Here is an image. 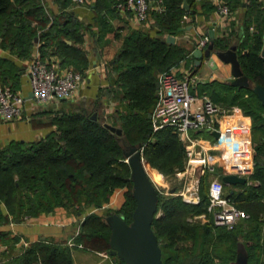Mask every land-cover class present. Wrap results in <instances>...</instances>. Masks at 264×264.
<instances>
[{
  "label": "trees",
  "instance_id": "1",
  "mask_svg": "<svg viewBox=\"0 0 264 264\" xmlns=\"http://www.w3.org/2000/svg\"><path fill=\"white\" fill-rule=\"evenodd\" d=\"M120 1L95 0L90 4L96 13V32L93 24L80 19L73 11V0H54L59 8L57 13L44 0H0L1 45L21 59H31L39 45L43 57L58 58L63 67L72 66L87 75L90 51L85 47L86 34H98L99 42H106L105 37L110 32L116 38L121 37L122 27H115L110 21L123 13L117 7ZM186 1L189 9L185 7V0H163L164 9L160 10L153 0L150 18L154 19L158 35L133 28L109 63L108 74L113 76L108 90L117 103L113 114L120 121L125 143L105 123L78 110L56 117L51 123L55 128L41 138L12 140L0 146V226L17 219L22 222L35 218L58 207L76 214L93 207L103 208L118 188H126V191L125 201L116 212L132 222L136 199L132 170L125 156L126 144H141L145 159L160 172L169 174L185 168V144L172 128L155 132L151 112L156 102L158 74L193 57L192 49L163 40V34L177 35L189 22L194 23L196 5L201 0ZM234 1L238 0H228L231 9ZM201 2L204 6L208 4V8L216 6L211 0ZM185 14L190 16L189 20L184 19ZM262 21L259 20L258 31L243 27L239 46L241 66L254 85H264L261 55L264 19ZM237 33L232 29L230 36ZM228 38L225 34L217 37L216 46L229 47ZM21 70L13 60L0 56V83L11 84L15 89L20 87ZM221 84L231 89L227 95L231 94L232 99L227 98L226 103L243 109L252 117L254 131L261 133L250 178L254 183L240 184L242 191L229 192L250 217L234 229L217 226L214 222L199 225L189 218L207 210V191L203 192L201 200L188 202L180 195H166L158 190V212L153 229L169 253L168 258L163 259L164 264H185L192 256L196 258L195 264H216L213 247L228 241L234 249L227 264L236 260L241 241L249 252L250 264H264V105L253 89ZM213 96L218 99L217 95ZM106 210V213L94 211L85 217L73 238V246L66 240L50 237L25 245L20 243L25 238L23 235L0 229L3 247L0 258L3 255L9 258L0 259V264H74L73 251L77 248L109 252L112 229L107 215L113 209ZM159 211H162L160 215ZM245 224L250 227L244 228ZM253 237L259 239L253 241ZM187 240L193 241L192 246L185 247L183 242ZM19 245L21 251L11 253ZM196 249L198 251L194 252ZM116 264L128 263L119 258Z\"/></svg>",
  "mask_w": 264,
  "mask_h": 264
},
{
  "label": "built area",
  "instance_id": "2",
  "mask_svg": "<svg viewBox=\"0 0 264 264\" xmlns=\"http://www.w3.org/2000/svg\"><path fill=\"white\" fill-rule=\"evenodd\" d=\"M154 1L156 8L164 9L163 0ZM212 1L224 19L230 17L232 9L228 0ZM73 2L76 5H84L88 0H73ZM117 7L124 13H131L132 18L137 21L147 22L150 19L153 0H122L117 4ZM184 19L189 20L190 16L185 14ZM209 42V36H201L198 47L206 48ZM38 46L27 67L30 91L33 92L31 99L44 105L63 98L73 100L86 81L87 75L72 66L63 67L58 58L43 57ZM185 61L183 60L181 63ZM192 67L193 65H191ZM191 68L187 69L186 74L182 77L177 75L176 66L158 74L156 102L151 112L153 130L156 132L164 128H172L185 144L186 165L176 175L178 178H182L183 174H188L190 171L194 173L191 174L192 178L187 185L179 189L176 194L188 202L199 201L195 194L203 176L208 173L219 172L218 162L221 158L218 153L214 154L213 150H217L216 147L219 143L229 148L226 157H232V159L227 160L229 161L227 169L219 172V178H216L210 185L208 199L209 211L213 213L214 224L227 229H234L241 221L248 219L250 213L227 193L223 176L238 174L246 176L248 178L247 183H251L250 177L254 173L255 161L253 156L249 155L245 164V158L242 157L244 155L241 152L251 148V140L249 147L244 146L246 130L249 131L248 138L251 139L250 122L238 125V115L245 119L244 113L238 105L228 108L215 103L211 98L193 95L190 85L195 83L197 78ZM27 101L28 98L25 93L15 89L11 84L0 83V118L2 120L22 119L27 112ZM241 126H244V133L239 131L242 130L239 129ZM200 130L218 131L220 137L210 148L204 144L201 136L191 134V131L198 132ZM231 153L233 155H230ZM239 153L241 155H238ZM223 164L226 165V160ZM108 206L107 203L103 208ZM205 217L206 214L201 213L189 219L197 220ZM20 243L28 245L29 241L22 238ZM68 244L75 245L74 239L69 240ZM2 250L3 247L0 245V254Z\"/></svg>",
  "mask_w": 264,
  "mask_h": 264
},
{
  "label": "crops",
  "instance_id": "3",
  "mask_svg": "<svg viewBox=\"0 0 264 264\" xmlns=\"http://www.w3.org/2000/svg\"><path fill=\"white\" fill-rule=\"evenodd\" d=\"M95 0H88V3L84 5H73L72 9L77 14V16L84 20L87 23L93 24L94 31H98L97 25H95V16L96 13L93 8L90 6ZM202 1V0H201ZM199 1L196 5V13L194 18V23L189 22L185 28L178 33L176 36L177 44H180L187 49H192V51L198 48V43L201 36H208L207 32L211 30L212 25L215 24V34L216 38L225 34V36H229L230 38H234L235 36L231 35L232 29L235 32H239L241 27L249 28L250 31H258L260 27V22H263L264 19V1L258 0H236L237 2H233L232 13L229 18L224 19L222 15L216 10V6L214 8H208V4L204 6V4ZM212 1V0H211ZM47 3L48 7H50L56 13L59 12L58 5L55 4L54 0H44ZM256 2V4H255ZM90 3V4H89ZM214 3V2H213ZM208 8V9H207ZM111 24L115 27H122L120 29L121 37L116 38L114 33L110 32L105 37V42H99L98 48L94 49V52L91 51L90 45L91 42L90 37H96L97 35H92L89 32L86 34V42L85 47L90 51V67L87 69V78L82 87L79 89L78 94L75 98H83L84 100H91L98 98L99 88L106 86L108 81V75L105 69L102 67L104 63H106V57L113 59L117 54V46L120 42L123 43L124 37L130 33L133 28L143 29L150 31L153 35H158L157 28L153 26L154 19L151 17L147 22H139L136 19L132 18L131 15L126 13H121L118 17L112 18ZM191 26V28H189ZM226 32V33H224ZM237 39V38H235ZM0 38V56L6 57L13 60L17 65L22 67L21 75H25V79L21 78L23 84L21 83L20 87L16 88L19 91H22L26 95L30 92V85L28 81L27 67L30 62L29 59H21L16 54L12 53L9 49L3 48L1 45ZM210 43V42H209ZM209 45V44H208ZM207 45V46H208ZM102 46L106 49L104 51L103 59L97 57L102 50ZM121 48V47H120ZM37 46L34 50L36 52ZM33 53V54H34ZM193 55V54H192ZM191 63L194 67V71L197 72L200 66H203V72L199 74L197 78V83L200 82H208V81H221V82H231L234 77L231 73V64L225 63L220 58L215 56V64H208L206 61L203 62L202 65L198 66L195 62V57L191 58ZM184 64V63H181ZM177 67V66H176ZM25 84V85H24ZM109 85V84H108ZM194 88L197 89V84L194 85ZM199 95V94H196ZM199 97V96H197ZM74 98V99H75ZM32 99H28L26 106L27 111L29 106H31ZM67 99H61L56 101L53 104L54 107H58L60 102H65ZM102 103L105 101L101 100ZM113 104H117L114 101L111 102L108 111L113 108ZM86 113L83 110H80ZM243 111V109H242ZM244 113V111H243ZM245 119L252 123V117L250 115H246L244 113ZM251 127V126H250ZM55 126L51 123H34L33 120H25V119H16L13 121H4L0 118V146L5 145L12 140H27L33 141L38 138L45 136L48 132L54 129ZM252 133V131H251ZM202 141L205 145L211 148L214 142L217 140L209 137V136H201ZM254 159V157H253ZM125 191L126 188H118L115 190L113 195L111 196V200L108 203L109 206L106 208H90L85 213H74L63 207H58L55 211L50 213H43L38 217L27 219L25 221H14L13 223H8L0 226V229L11 230L14 233H18L23 235L28 241H35L41 237H50L55 240H66L69 241L79 232L80 225L85 217L94 211L103 214V212L107 208L113 209V212L107 215V221L109 222V216L113 213H118V210L125 201ZM235 190L232 189L231 192ZM74 264H78L76 258V252L73 251Z\"/></svg>",
  "mask_w": 264,
  "mask_h": 264
},
{
  "label": "rangeland",
  "instance_id": "4",
  "mask_svg": "<svg viewBox=\"0 0 264 264\" xmlns=\"http://www.w3.org/2000/svg\"><path fill=\"white\" fill-rule=\"evenodd\" d=\"M167 35L168 34H163L164 38ZM89 41L91 42L90 49L92 52H94V49L98 48V46H99L97 43V39L94 36V37H90ZM118 44L119 45L117 46V53L120 50V47L122 46V44L120 42ZM104 51L106 52V49H104V46H102V50L100 53H99V50L97 49V52H98L97 57L102 58L104 55ZM111 60L112 59L106 57V60H105L106 63H104V65L102 66L108 75V81H107L106 86L99 88L98 98L91 99V100H84L83 98H75L73 100H67L65 102H60L58 107H54L52 103L44 105V104H39V103L32 101L31 106H29L28 111L26 112L25 116L22 119H25V120L30 119V120H33L34 123H41V124L42 123H54V120L56 119V117H59L60 115L65 114L66 112L83 110L86 112L87 115H91L92 117L95 115L96 119H99L102 123H110L112 125H115L116 127L121 128L120 121H119L118 117L113 114L115 112L117 104H113V108L111 109V111L110 110L108 111V109H109L108 105L110 104V106H111V102L115 98L113 93H110L108 90L109 89L108 84L110 83V78L113 76V74L112 75L108 74V68L111 67V64H109L111 62ZM182 63H184V64L180 63L176 67V73L180 77L185 75L186 74L185 71L187 69L191 68V65H192L191 61H187V60L185 62H182ZM203 68H204L203 66H200L199 70H197V72L194 71V67H192L191 70L194 72L195 76L199 77V74H201L203 72ZM21 78L25 79V75L22 74ZM23 81L24 80L21 81L22 84H23ZM215 81H216V83L213 84ZM197 82L198 81H196L195 83H191V85H190V90H191V93L193 95L199 96V97L211 98L215 103L222 105L224 107L231 108L234 106V105L229 104L231 102L226 103L227 98H228V100L232 99V97H230L231 94L227 95L228 92L231 91V89H228L223 84H221V83L231 84L230 81L229 82H221V81L217 82V80H213V81H208V82H200V83H197ZM195 84H197V89L194 88ZM232 86H234V85H232ZM235 87H237V86H235ZM196 94H199V95H196ZM213 95H217L216 97L218 99H215V97ZM101 100L102 101L104 100L105 102L102 103ZM250 126H251V131H252L251 139H250L251 140V148L249 150H242L241 152L243 155L245 153L252 155L254 157V161H255V157L257 154V144H258V142H260L259 138L261 137V133L254 131L253 119H252V123ZM191 134L192 135H198V136H209L215 140L217 139L214 135H212L207 130H205L203 132L191 131ZM119 136L121 137V141H123V143H125L124 132L122 135H119ZM131 146L132 145L126 144L125 145V151H128ZM138 146L143 151L144 147L141 144H138ZM216 148H217V150H213V153L214 154L218 153L220 155V158H221V159L219 158L220 160L218 162L219 163L218 171L223 172L228 167L229 161H227V160L232 159V157H226L227 156L226 153H228L229 148H226V146L222 145L221 143H219ZM230 155H233V153H231ZM238 155H241V153H239ZM143 157H144V154H143ZM242 157H244V156H242ZM144 159H145V157H144ZM225 160H226V165L223 164V162ZM145 163L147 165V170L149 172V175L152 178V180L154 181L157 189L160 190L162 193H165L166 195H170V194L176 195V192L179 189H182V188H184V186L187 185V183L192 178L191 174L194 173L193 171H190V173H188V174H183L182 178H180V177L178 178L176 174L183 169H177L173 173L165 174L163 172H160L159 170H157L153 166H151L150 163L146 159H145ZM219 172L208 173L205 176V178L201 180L200 186H199V188L195 194L196 199L201 200L203 192L205 193L207 191V193H209V187L212 184V182L214 180H216V178H219V175H218ZM197 173H198V171H197ZM250 181H251V183H254L253 180L250 179ZM251 183L249 182V184H251ZM225 188H226L227 193H229L232 189L236 190L237 192H240L243 190L240 184H235V185L226 184ZM173 189L175 191H172ZM206 205H207L206 206L207 210L204 212L206 214V217L203 219H197V220H191V221L196 222L199 225H204V224H209V223L214 222L213 221V213L209 211V205H210L209 199L207 200ZM106 211L107 210H105L103 213H106ZM161 212L162 211H159V215L161 214ZM13 222L14 221H12L11 223H13ZM247 227H250V226L245 224L244 228H247ZM25 239L28 241L27 238H25ZM241 239L244 240L243 236L241 237ZM255 239L258 240L259 237H253L252 238L253 241H255ZM67 242H69V241H67ZM250 242L252 243V241H250ZM183 244L185 245V247H190V246H192L193 241L187 240V241L183 242ZM216 245L213 247V256L215 258L216 264H227L229 257L232 255L234 245L229 241L228 242H221V243L216 244ZM160 246L162 248V258L167 259L168 255H169V253L167 252V247L164 246V242H161ZM21 249H22L21 246L17 247L11 253H13V254L19 253L21 251ZM196 251H198V249L194 250V252H196ZM74 252H76V258H77L78 264H116V261H119V258H120L117 255H116L117 257H115L114 255H111L107 250L95 251L92 249L77 248L74 250ZM3 258H4V260L9 259L8 256H5V255H3ZM3 258H0V259L2 260ZM195 263H196V258L193 256L185 262V264H195ZM9 264H12V262H10Z\"/></svg>",
  "mask_w": 264,
  "mask_h": 264
},
{
  "label": "water",
  "instance_id": "5",
  "mask_svg": "<svg viewBox=\"0 0 264 264\" xmlns=\"http://www.w3.org/2000/svg\"><path fill=\"white\" fill-rule=\"evenodd\" d=\"M185 7L190 8L189 3L185 0ZM185 27H182L183 30ZM191 28V26H189ZM215 24L207 32L210 37V43L206 48H196L193 51L196 65L200 66L206 61L208 64H217L215 56L225 63L231 64V73L234 79L230 82L239 88L253 89L256 96L264 105V85L256 84L245 74L239 60L240 40L243 37L244 29L237 33L234 38H228L229 47L221 48L216 46ZM237 38V39H235ZM163 40L171 43L176 42V36L168 34ZM71 42V41H70ZM261 55L264 58V38ZM33 97L30 91L27 98ZM65 100V98H63ZM93 118H96L94 115ZM105 126L116 132L118 135L123 134L120 127L110 123ZM198 132H203L200 130ZM216 138L220 137L218 131H209ZM227 139V137H224ZM126 161L132 170L133 195L136 199V207L133 212V221L128 222L122 214L113 213L109 216V224L112 229L109 253L117 255L128 264H164L162 258V248L155 230L153 221L158 212L159 194L158 189L149 175L147 165L143 157V152L138 145H132L128 151H125ZM223 180L228 185L245 184L248 181L246 176L238 174H226ZM172 191H175L174 189ZM17 221H20L17 219ZM232 264H250L249 252L243 242L238 243L237 257Z\"/></svg>",
  "mask_w": 264,
  "mask_h": 264
},
{
  "label": "bare ground",
  "instance_id": "6",
  "mask_svg": "<svg viewBox=\"0 0 264 264\" xmlns=\"http://www.w3.org/2000/svg\"><path fill=\"white\" fill-rule=\"evenodd\" d=\"M237 123H238V125L240 126V125H242V123H245V122H248V120L247 119H243L242 117H241V115H238V117H237ZM239 129H242V130H239V131H241V132H243V131H245V130H243L244 129V126H241V128H239ZM244 133V132H243ZM244 136V135H243ZM242 136V137H243ZM245 143H244V146L245 147H249L250 146V139L248 138L249 137V131H247L246 130V134H245ZM248 157H249V154H244V160H245V164H246V161L248 160Z\"/></svg>",
  "mask_w": 264,
  "mask_h": 264
}]
</instances>
